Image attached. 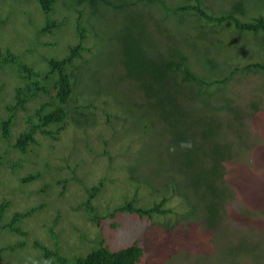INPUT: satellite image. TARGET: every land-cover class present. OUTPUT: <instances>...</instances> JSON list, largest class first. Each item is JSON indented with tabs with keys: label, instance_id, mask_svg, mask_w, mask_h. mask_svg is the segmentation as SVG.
<instances>
[{
	"label": "trees",
	"instance_id": "16d2710c",
	"mask_svg": "<svg viewBox=\"0 0 264 264\" xmlns=\"http://www.w3.org/2000/svg\"><path fill=\"white\" fill-rule=\"evenodd\" d=\"M35 1L40 12L44 15L45 21L40 29L37 25L35 39L30 40L32 42L37 40L39 35L52 33L59 29L64 21L69 23L71 20L68 14L62 16L61 19H53L58 0ZM207 1H212V4L215 5L217 1L219 4L212 7L207 5ZM176 3H168L167 0H64L62 5L66 10L71 6L77 7L74 24L78 41L67 46L66 53L59 56L45 55L38 48L35 49L38 50L35 52L34 47L31 46H35L36 42L26 45L25 48L16 52L10 50L9 47H6L5 50L0 49V70L7 67V70L11 72L13 68L15 72L13 78L16 79V82L10 88L8 98L3 96L0 91V141L4 146L0 153V170L1 167H13L11 171L14 169L12 174L15 187L16 183L20 186L18 190L14 185L7 186L3 184L5 190H14L30 197L32 194L43 195L44 192L53 194L55 192L53 187L56 184L62 185V189H65L68 182L76 183L80 188L77 197L82 200L77 203L75 208L83 209L90 220L99 225L101 224L100 221L103 217L97 212V206L94 202L105 191V185L114 181L113 178L103 177V171L100 169L101 174L96 183L91 182L92 175L99 172L91 168V164H99L102 167V163H95L93 157L85 160L81 156L75 161L74 165L69 160H67V163L61 164L53 158L51 151L45 149L48 154L41 156L38 159L41 162H38L35 166L37 162L35 159L36 153L32 147L39 148L41 144L36 133L52 140H67L63 129L65 128L64 122L70 117L69 106L71 110H84L86 107H95L89 100V104H85V106L70 102L74 92L75 79L82 80L85 77V91L89 92L90 89V92H93L92 88L89 87L90 82H94L91 77L97 76L99 69L102 71L103 68H107L106 65L101 68L96 66L90 71L89 75L83 74L84 68L82 65L86 60L83 57V52H90L89 46L83 45L85 34L89 30L96 37V34L103 32L102 26L97 25V28L94 29L96 21L93 23L92 18L99 16L100 12L105 13L104 17H106L108 11L114 14V12L122 11L125 7L143 11V5L152 4L159 7L157 10L162 15L160 17L144 16L147 21L150 20L152 25L144 24L141 20L143 18H141L138 20L133 19L131 25L127 24V26L122 27V33L113 31V26L109 28V31L115 36V42L112 44L118 48V59L115 61L118 69H115V73L118 75L117 79H121L127 84L135 83L136 86L131 89L133 94L141 91L145 97V100L140 103L141 105H138L143 108L144 123L139 127L140 132L144 135L143 140L148 142L150 137L155 136L158 139L164 137L165 133H169L171 137L169 141L172 140L176 146L181 148L180 154L175 158L178 166L174 167L176 170L183 171V174L190 176L192 181L190 186L195 194L201 193V209L198 210L197 205L199 204L193 202L189 195L172 185L168 188H170L173 195H168L163 191L160 199L152 200L151 198L149 200L150 196H144L149 200L148 203L142 202L141 198V204H138L137 183V187H132L131 197L126 196V200L118 202L111 210L104 213L111 219L121 214H130L141 220H146L148 223L149 221H157L164 225L167 231L175 226L178 222L177 219L192 221L195 220L192 216L196 214L195 216L202 215L207 230L218 235L224 233L223 230L226 227L221 229L220 226L228 219L231 221V216L227 213V202L234 198V194L224 180L223 163L232 159L230 154L231 144L228 142L229 133L240 143V147L253 145L250 133L252 130H249V119L245 120V114L255 117V113L259 110L254 103L251 104L252 110L246 111L239 108L233 102L232 95L226 91V86L234 78L235 72L264 73V0L261 2L257 0H234L229 5V2L226 3L225 0H181ZM84 13L87 19L83 22V25L80 16ZM169 15L174 16L176 21L172 19L168 22ZM190 15L205 21L197 27L199 33L202 30H205V32L208 30L206 28L207 24L208 26L220 28V30L210 28L212 31L210 33L211 37H207L210 45L208 47L205 44L202 47V49H206L207 55L201 54L198 48L204 41L206 42L207 38L200 41V45H198V39H201L199 36L197 42L195 34L190 36L194 40L190 42V39L188 42L189 36L186 33L183 35L180 30L173 32L169 28L172 24L180 26L185 18ZM108 20L115 19L108 18ZM204 26L205 28H202ZM96 39L101 41L100 36ZM175 41L183 44L184 48L175 46ZM50 43L46 42L43 45L49 46ZM246 43L253 45L254 48L244 50L242 45L245 46ZM211 47H214V50L210 49ZM220 53L221 56L218 58L217 56ZM34 56L36 57L34 58ZM191 56L193 61L190 59ZM191 64L192 66L197 64L198 69L194 67L193 69ZM46 82L51 84L52 91L47 87ZM6 83L7 78L0 81V90L6 92ZM40 93L46 94L48 99L38 102V105L34 106L27 117L20 119L17 112L20 110L26 112L28 103ZM6 94L8 93L6 92ZM152 99L153 101H148ZM146 101L152 103L153 110L157 111L160 122L157 120L151 123L146 119L147 113L144 109ZM167 101L174 105H179L180 102L185 103L181 114L175 115L172 109H165ZM194 103L204 115L191 121L190 129L192 131L189 133V138L184 133L187 128L183 127L181 129L180 127L187 126L186 117L183 118L182 124V116H192V105ZM158 109H160V113ZM211 112L219 116L220 120L216 124L209 121L212 116L210 115ZM106 115L109 119L108 114ZM21 122L26 125L23 127ZM98 122V119L91 120L89 122L90 126L88 123L87 125L84 124L83 127L87 128L85 130L90 127L91 135H93L92 127H97ZM13 126H21L22 128L14 134ZM198 128H201L199 132ZM162 130L165 131L162 132ZM196 134L199 135V140L196 139ZM158 141L162 143L159 139ZM16 151L19 152V155L17 158H13L12 153ZM103 154H107V151L104 150ZM65 157L66 155H62L60 159L64 160ZM22 159L28 160V164L31 165L23 172L19 171L25 163ZM111 160V158L106 159L107 163ZM162 173L164 171L159 169V172L154 175V180L162 179L163 177L160 175ZM86 175H90V182L88 181L89 177ZM44 176L48 178L45 179ZM167 179L170 180L171 177H167ZM38 180L40 183L36 187L29 188L30 183ZM128 181L130 182L129 179ZM130 183L133 184L134 182ZM152 187H149V189H152ZM172 197L178 203L185 202L187 208L179 211L170 204L168 206L167 203ZM9 205V199L3 197L0 201V232L1 230H8L10 231L9 234L17 232L26 237L23 230L18 229L17 224L25 218L34 216L35 210L41 209L42 202L34 205L29 204L27 201L22 202L19 206L27 207V209L21 208L14 214L6 212ZM236 210L241 219L251 213L250 209L244 205ZM5 212L9 216L5 215ZM119 223L120 221H113L103 227L100 234L98 233L91 240L93 242L92 246L83 251L79 248L89 240L85 233L78 234V245H76L78 252L72 257H68L61 252V247L57 243L58 240H55L56 242L54 241L52 246L46 240H41L38 237L37 240L31 241L32 248L38 252L36 256L44 260L43 264H142L145 255L142 247L136 241L119 249H111L107 246L103 234L104 229L111 230V226L115 227ZM48 229L49 236L54 237L51 239H55L56 234L52 227L49 226ZM239 229L238 233L229 231V234L233 235V239L232 242H227L226 255L230 259L237 258L232 264H238V259L245 255L254 260L264 258V254L258 250L257 246L260 241L251 238L250 242L252 244H249L247 238L250 236L243 232L241 228ZM24 244V240L19 238L15 239V242H7L6 245L1 246L0 264H6L1 260L3 253L11 254L15 249L24 251L26 250ZM188 249L187 246L185 252H183L184 250L179 251L181 249L177 250V248L175 250L176 253L181 255H191V264H197V262L207 264L204 257L200 255L201 253H192Z\"/></svg>",
	"mask_w": 264,
	"mask_h": 264
},
{
	"label": "rangeland",
	"instance_id": "374dc122",
	"mask_svg": "<svg viewBox=\"0 0 264 264\" xmlns=\"http://www.w3.org/2000/svg\"><path fill=\"white\" fill-rule=\"evenodd\" d=\"M168 3H176L181 0H167ZM224 1V0H222ZM226 3L231 4L234 0H225ZM261 2L262 0H257ZM64 0H58L55 6V12L53 13V19H61L62 16H67L71 19L70 22L64 21L59 29L49 34L39 35L33 42L35 36V30L37 25L40 29L45 21L44 15L40 12L39 6L35 0H0V49L5 50L9 47L12 51H20L25 48L26 45H31L36 42L34 51L36 48L39 49L45 55L59 56L67 51V46L77 43L78 36L75 30V17L77 15V7L64 8L62 3ZM191 2V1H190ZM177 4V3H176ZM212 4V1L208 2L207 5L214 7L218 6ZM143 11H137L132 7H125L122 11L114 12L111 14L107 12H100L99 16L92 18L93 23L96 21V27L102 26L103 32L101 34H95L89 30L85 34V41L83 45H87L90 48V52H83V57L86 58L82 67L84 68V75H89L91 70L96 66L100 68L106 65V69L97 72V76H92L94 82H90L89 87L92 88L93 92L85 91L86 79L74 80V92L70 98V102L76 105L89 104L88 100L92 102L95 107H86L84 110H71L69 106V119L64 122L65 128L63 129L64 135L67 140H52L46 136H42L40 133H36L38 140L41 144L38 147H32L36 153L35 159L37 162L41 156L47 155L45 149L51 151L53 158L56 161L67 163V160L74 165L75 161L81 156L85 160H89L93 157L95 163H102V167L99 164H91V168H94L96 172L100 169L103 171V177L113 178L112 183L105 185V191L103 194L94 202L97 206L96 210L100 216L101 224L90 220L88 214L83 209L75 208L78 202L82 199L77 197L80 192V188L76 183L68 182L65 189H62V185L56 184L53 187V194L43 193V195H30L26 197L24 194H20L14 190H5L4 185H14L12 170L13 168H2L0 170V201L3 197L9 199L10 205L7 209L8 214H14L24 206H19L22 202H28L34 205L38 202H42L40 210H35V215L32 217L25 218L23 221L17 224L18 229L21 228L26 237L20 235L17 232H11L8 230H1L0 232V247L7 244V242H15V239L24 240L26 250L15 249L10 253H3L1 260L6 264H43L44 260L38 258L36 255L38 252L32 248L31 241L37 240L39 237L41 240H46L49 245H52L55 240H58V244L61 247V252L72 257L78 252L76 248L78 234L81 232L85 233L89 242L87 241L84 246H81L79 250L83 251L92 246L95 236L100 230L107 224L113 221H120L115 227L111 226V230L104 229L105 242L111 249H119L123 246H127L133 241L137 242L143 249L144 261L142 264H191V255H181L176 253L177 248L179 251L187 249L189 252L201 253L204 257V261L207 264H232L235 259L227 258V242H232L233 235L229 234V231L238 233V229L241 228L248 236L247 242L250 239H258L260 243L257 245L258 250L264 254V73H251L238 71L234 73V78L227 84L226 91L232 95L233 102L243 110H252L251 104H255L259 110L255 113L256 116L252 117L245 114V120H248L249 130H252L251 142L253 145H247L240 147V143L236 138L229 133V143L231 144L230 154L232 159L224 161L225 170V184L228 186L230 191L234 194V198L227 202L228 211L227 213L231 216V221L228 219L220 227H226L222 234H213L210 230H207L205 221L200 216L192 217L195 220H179L170 231H167L164 225L155 221H146L137 218L130 214H121L114 216L112 219L105 215V211L111 210L114 205L118 202L126 200V196L131 197L133 188L137 187V203L142 202L148 203L149 200H158L161 197L163 191L168 195H173L170 191L171 185L178 190L185 192L192 199L193 202L198 203V210L201 209V193L195 194L191 189L192 181L189 175L183 174V171L176 170L174 166H178L175 162V158L180 154V147L176 146L171 139L169 133H165L164 137L158 138L153 136L150 137V142L143 140L144 135L140 132L139 127L144 123L142 117V109L138 105L145 100V97L141 91L132 92L134 84H127L123 80L117 79L118 75L115 73V69H118V65H115V61L118 59V48L112 44L115 42V36L109 31V28L113 26L112 30L122 33V27L130 24L133 19H141L144 24H150V20H146L144 16L153 15L154 17L162 16L157 10L158 6L154 5H143ZM83 23L87 18L85 13L80 16ZM170 22L172 19L176 21L174 16L169 15ZM108 18L115 19L109 21ZM105 20V21H104ZM73 21V23H72ZM181 23V22H180ZM205 23V21L197 19L195 16H187L183 22V27L178 25H170L171 31L180 30L182 34L185 33L189 36L188 42H192L194 39L190 38L192 35H196V42L198 36V45L200 41L207 37H211L210 30H220L219 27L211 26L207 24L208 30L199 31V24ZM84 25V23H83ZM131 25V24H130ZM202 28H205L202 27ZM210 30V31H209ZM100 36L101 41L98 38ZM35 39V38H34ZM98 40V41H97ZM209 39H206L202 45L198 48L201 54L207 55L206 49L202 47L207 44L209 47ZM32 42V43H31ZM51 42L49 46L43 45V43ZM41 43V44H37ZM175 46L184 48V45L178 41L174 42ZM242 45L244 50L253 49V45L249 43ZM253 47V48H252ZM208 49V48H207ZM210 49L214 50V47ZM190 52V51H188ZM247 52V51H246ZM254 53V51H253ZM221 53L218 54V58ZM36 56H34L35 58ZM252 57V56H251ZM253 58V57H252ZM190 59L193 61V57ZM191 63V62H190ZM197 64H191L192 68L198 69ZM10 68V67H8ZM120 68V67H119ZM193 68V69H194ZM13 68L7 70H0V81L7 78L6 92L1 91L3 96L9 97L11 87L16 82L13 78ZM47 87L52 91L51 84L46 82ZM9 86V88H8ZM134 90V89H133ZM136 91V90H135ZM161 95V93H160ZM163 95V94H162ZM48 99L46 94L40 93L35 99H33L27 105L26 112L22 110L17 112V116L20 119H24L31 113L34 106L38 105V102H42ZM148 101H153L148 100ZM258 105H257V104ZM183 102L179 105H174L169 101L166 102L165 109H172L175 115H180L184 108ZM141 105V104H140ZM146 110V119L154 123V121L160 118L158 113L153 110L152 103L147 102L144 104ZM192 116L186 117L187 126L184 127V133L189 137L190 123L194 118H200V108L194 103L192 105ZM76 112V113H75ZM160 113V109H158ZM109 119L107 118V115ZM152 114L154 117L152 118ZM210 122L216 124L219 116L211 112ZM214 116V117H213ZM99 120L96 124L97 127H92L93 135H91V129L88 127L84 128L83 125H87L91 120ZM80 122H79V121ZM195 120V119H194ZM24 127L26 124L22 123ZM90 126V123L88 124ZM22 127L13 126V132L20 130ZM51 129V128H49ZM201 128H198V132ZM165 130H162L164 132ZM196 139H200L199 135L196 134ZM157 136V135H156ZM69 138V139H68ZM190 138V137H189ZM4 148L3 143L0 141V153ZM106 150L107 154H103ZM35 155L33 153H27ZM50 154V155H51ZM19 152H13L12 157L17 158ZM26 155V154H25ZM62 155H66L64 160L60 158ZM112 159L111 162L107 163L106 159ZM14 160V159H13ZM25 161L24 165L19 171L23 172L31 167L28 164V160ZM159 169L163 170L164 173L160 174L163 178L154 180V175L159 172ZM93 174L91 182L96 183L97 178L100 176ZM105 175V176H104ZM153 175V176H152ZM90 182V175H86ZM171 177V179H167ZM47 179L48 177H45ZM101 178V177H100ZM130 182H134L133 184ZM165 179V180H163ZM162 180V181H161ZM37 183V184H36ZM40 181L30 183L29 188L37 186ZM3 185V187H2ZM152 189H149V187ZM133 187V188H132ZM18 190L20 186L16 183ZM22 195V196H20ZM144 196H150L147 200ZM177 196V195H175ZM17 203V204H16ZM240 203V204H239ZM172 205L174 209L183 211L187 208L186 203H178L175 198L167 203L169 206ZM149 205V204H148ZM241 205H244L250 209V214L245 215L241 219L240 214L236 210ZM107 208L105 209V207ZM29 207V206H28ZM27 209L24 208V210ZM5 215H8L7 213ZM9 216V215H8ZM227 219V218H226ZM52 227L55 232L54 237L49 236L48 227ZM110 227V226H109ZM239 227V228H238ZM240 230V229H239ZM8 232V233H7ZM95 241V240H94ZM56 242V241H55ZM48 245V246H49ZM53 246V245H52ZM175 250V251H174ZM27 252V253H26ZM175 252V253H174ZM178 254V255H177ZM194 255V254H193ZM245 255V254H243ZM203 259V258H202ZM238 264H264V258L254 260L248 255L238 259ZM196 264V263H194ZM199 264V262H197Z\"/></svg>",
	"mask_w": 264,
	"mask_h": 264
}]
</instances>
